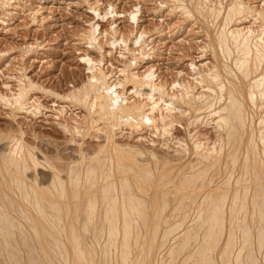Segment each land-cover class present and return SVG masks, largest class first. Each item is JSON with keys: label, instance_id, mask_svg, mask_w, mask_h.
<instances>
[{"label": "bare ground", "instance_id": "obj_1", "mask_svg": "<svg viewBox=\"0 0 264 264\" xmlns=\"http://www.w3.org/2000/svg\"><path fill=\"white\" fill-rule=\"evenodd\" d=\"M203 9V16L224 20L219 53L237 57L201 79L212 95H178L173 102L184 109L163 116L159 128L172 134L179 116L203 110L216 137L190 132L192 151L185 147L176 161L102 147H81L75 156L22 131L0 132V264H264V29L230 27L246 11L238 0L224 11ZM124 71L122 85L150 84ZM90 79L70 97L87 108L108 143L117 147L119 115L131 127L157 122L105 74ZM249 104L260 111L257 128Z\"/></svg>", "mask_w": 264, "mask_h": 264}, {"label": "rangeland", "instance_id": "obj_2", "mask_svg": "<svg viewBox=\"0 0 264 264\" xmlns=\"http://www.w3.org/2000/svg\"><path fill=\"white\" fill-rule=\"evenodd\" d=\"M238 1L246 11L230 27L244 33H261L264 0ZM183 3L191 13L182 8ZM231 3L232 0H0V132L22 131L26 138L37 137L51 148L75 156L81 147L90 152L102 147L119 155L140 151L145 157L155 153L181 160L184 148H193L190 132L203 140L205 136L215 138V121L205 118L208 111L203 110L179 116L180 122L168 135L159 128L161 119L166 116L169 120L170 113L180 115L184 108L173 101L182 93L188 91L196 98L203 93L212 95L206 83L201 82L203 76L233 64L237 53L231 60L219 53L216 45L222 16L213 19L201 14L203 8L213 6H222L224 11ZM126 67L137 79L150 84L134 85L129 81L124 87L121 82L126 79ZM102 73L110 83L117 84L114 90L121 91L127 102L145 106L157 120L131 127L122 124L127 121L124 115L117 116L119 125L113 141L117 147L108 143L103 131L91 126L87 108L70 97L88 85L92 76ZM247 107L258 125L260 111L251 104ZM196 115L202 117L193 125ZM99 122L102 127L103 122ZM78 127L80 132L72 133ZM192 155L189 160L194 158ZM172 202L166 213L172 212Z\"/></svg>", "mask_w": 264, "mask_h": 264}]
</instances>
